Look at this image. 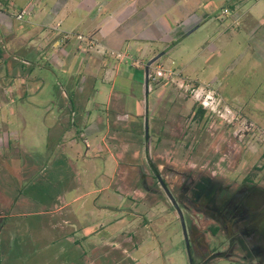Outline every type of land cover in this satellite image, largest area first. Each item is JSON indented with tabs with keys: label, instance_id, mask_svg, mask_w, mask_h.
I'll return each mask as SVG.
<instances>
[{
	"label": "rangeland",
	"instance_id": "obj_1",
	"mask_svg": "<svg viewBox=\"0 0 264 264\" xmlns=\"http://www.w3.org/2000/svg\"><path fill=\"white\" fill-rule=\"evenodd\" d=\"M4 1L12 16L29 10L27 0ZM127 1L112 3L106 38L55 30L27 50L24 34L0 26V264H190L156 173L183 213L194 264H264L254 243L264 247L257 1L187 0L195 24L175 34L174 0H134L132 14L130 3L121 12ZM118 37L143 40L100 43ZM147 65L177 75L149 81L146 97ZM182 78L210 84L235 111L233 125L197 117Z\"/></svg>",
	"mask_w": 264,
	"mask_h": 264
},
{
	"label": "crops",
	"instance_id": "obj_2",
	"mask_svg": "<svg viewBox=\"0 0 264 264\" xmlns=\"http://www.w3.org/2000/svg\"><path fill=\"white\" fill-rule=\"evenodd\" d=\"M1 1V0H0ZM8 1V0H7ZM50 1V6H48V2ZM27 0V4L29 6V15L28 19L26 20L27 28L22 30H17V28L14 27V20L16 19L15 16L10 15L7 11L4 9H1L0 11V26L5 27L8 33L13 34V38L17 37L19 39L20 35L24 34L26 37L23 38V40L17 43L22 44V47L24 45L25 49L35 48L37 44H39V47L42 48L43 40L46 36V33L50 32L53 34H57L56 31L60 32H67L71 34H99L101 36L107 37L108 34L112 31V29H108V22L110 19H112L115 14L112 13V3L115 0ZM257 1L258 4L253 7L250 16L253 17H261L264 16V5H262V2L260 0H254ZM187 0H174V2L170 1V9L177 11L174 14V20H173V30L171 33H174L178 31L177 29H185L189 30L195 23H193V19L195 16L185 18L187 14L185 12L187 11V4L185 3ZM2 4L4 3L1 2ZM9 1L7 2V4ZM75 3V4H74ZM132 6L131 14L134 12L133 6L135 5V1H127L121 8V12H124L128 9V5ZM123 3L121 2L120 5ZM186 4V5H185ZM6 5V4H5ZM4 5V6H5ZM262 10V11H261ZM111 11V12H110ZM80 12V13H79ZM83 12V13H81ZM256 12V13H255ZM260 12V13H259ZM79 13V14H78ZM86 13V15H85ZM248 14V13H247ZM128 16H125V18ZM109 18V19H108ZM185 18V19H184ZM88 19V21H86ZM212 19V18H211ZM17 20V19H16ZM87 22V24L84 25V23ZM93 22H96L92 24ZM117 23L112 24V27H116ZM55 27L58 29H55ZM56 30L55 32L52 30ZM17 32V33H15ZM91 33V34H90ZM34 35V37H33ZM177 35V34H176ZM175 35V36H176ZM103 37V38H104ZM138 40L143 39H135L133 40H126L122 39V37L116 38L114 41L111 42H101L100 43L109 48H119L117 45L118 43H128L127 46L133 47L134 44L138 42ZM146 41V40H145ZM57 44V43H56ZM133 44V45H132ZM44 52L39 54L37 59L34 61V65L41 66ZM22 58V57H21ZM22 62L26 64L32 65V60L22 58ZM43 62V61H42ZM33 66V65H32ZM37 79L42 78L41 74L36 73ZM35 81L36 79L28 77L25 82H29L30 80ZM36 93L37 90L33 89L30 90V92ZM63 199V197H59V200ZM63 202V200H60ZM64 205L60 204L57 205V210L60 208L62 209ZM74 237V236H73ZM67 239L71 238L66 237ZM74 240V239H73Z\"/></svg>",
	"mask_w": 264,
	"mask_h": 264
},
{
	"label": "built area",
	"instance_id": "obj_3",
	"mask_svg": "<svg viewBox=\"0 0 264 264\" xmlns=\"http://www.w3.org/2000/svg\"><path fill=\"white\" fill-rule=\"evenodd\" d=\"M224 13L225 10L223 11V14ZM26 14H30L29 10L28 12L25 10H21L17 15H15V18L17 20H21ZM165 72V70L163 71L160 69L153 71V73L148 72V82H156L162 79L169 81L173 80L172 76L174 78V76L177 75L176 72L168 70L167 77H165ZM185 81H188V79L182 78L180 88L183 87V83ZM184 92L194 100V103H196L198 107L205 111L206 115H208L209 117L220 119L223 122L226 121L228 125H233V121L236 118L235 111L227 105V103L218 92L212 89L210 84L197 87L186 84L184 85Z\"/></svg>",
	"mask_w": 264,
	"mask_h": 264
},
{
	"label": "water",
	"instance_id": "obj_4",
	"mask_svg": "<svg viewBox=\"0 0 264 264\" xmlns=\"http://www.w3.org/2000/svg\"><path fill=\"white\" fill-rule=\"evenodd\" d=\"M149 65V64H148ZM148 65H147V68L145 69V72H144V85H145V88H146V93H145V96L147 97L148 95V80H147V75H148ZM145 135L147 137L148 135V125H147V118H145ZM156 173V172H155ZM156 176L158 177L159 179V182L161 183V185L163 186V189L164 191L166 192L168 198L170 199L172 205L175 207L176 211H177V214H178V217H179V220H180V223H181V226H182V230H183V237H184V241H185V246L187 248V251H188V255H189V260H190V264H193V260H192V257H191V253H190V241H189V238H188V232H187V229H186V224H185V221H184V216H183V213L179 207V205L177 204L176 200L174 199V197L171 195V193L169 192V190L166 188L165 184L163 183V181L160 179L159 175L156 173Z\"/></svg>",
	"mask_w": 264,
	"mask_h": 264
},
{
	"label": "flooded vegetation",
	"instance_id": "obj_5",
	"mask_svg": "<svg viewBox=\"0 0 264 264\" xmlns=\"http://www.w3.org/2000/svg\"><path fill=\"white\" fill-rule=\"evenodd\" d=\"M156 175V174H155ZM156 178H157V180H158V183L161 185V183L159 182V179H158V177L156 176ZM164 183V182H163ZM165 184V183H164ZM161 187L163 188V186L161 185ZM237 212H238V215H240V213H242V210H240V209H238L237 210ZM245 234V233H244ZM240 237V236H239ZM263 237H264V235H263ZM254 241H256V240H254ZM264 241V240H263ZM257 242V241H256ZM256 242H254L255 243V248L257 249V247L258 248H260L261 249V251L260 252H262V254H264V247H261L259 244H258V242L256 243Z\"/></svg>",
	"mask_w": 264,
	"mask_h": 264
},
{
	"label": "trees",
	"instance_id": "obj_6",
	"mask_svg": "<svg viewBox=\"0 0 264 264\" xmlns=\"http://www.w3.org/2000/svg\"><path fill=\"white\" fill-rule=\"evenodd\" d=\"M2 1H4V0H2ZM195 115H196L197 117H199V118H202V117L205 115V111L202 110L200 107H198V108L195 109ZM153 169L156 171L155 168H153ZM193 264H194V263H193Z\"/></svg>",
	"mask_w": 264,
	"mask_h": 264
}]
</instances>
